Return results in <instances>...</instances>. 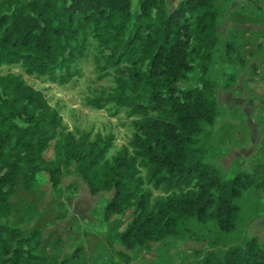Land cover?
<instances>
[{"label":"trees","instance_id":"trees-1","mask_svg":"<svg viewBox=\"0 0 264 264\" xmlns=\"http://www.w3.org/2000/svg\"><path fill=\"white\" fill-rule=\"evenodd\" d=\"M218 21L216 0H181L172 10L167 0H0V264H51L39 254L38 231L1 220L12 213L18 181L31 190L44 172L57 188L62 166L74 168L91 195L113 193L105 220L133 209L116 235L127 250L176 237L191 221L236 230L238 201L250 188L264 189V178L239 172L225 180L199 157L203 127L217 118V83L209 74ZM91 49L115 83L91 104L124 108L134 130L111 158L112 135L67 131L40 90L21 74L2 73L15 66L64 86ZM196 71L197 84L182 88ZM51 143L55 160L45 157ZM201 264H264V247L252 238Z\"/></svg>","mask_w":264,"mask_h":264},{"label":"rangeland","instance_id":"rangeland-1","mask_svg":"<svg viewBox=\"0 0 264 264\" xmlns=\"http://www.w3.org/2000/svg\"><path fill=\"white\" fill-rule=\"evenodd\" d=\"M229 9L235 24L251 28L250 35L246 32L245 36L252 43L244 44L248 39L243 35L232 37L221 29L220 34L226 38L219 41L209 74L217 83V118L213 126L203 127L200 136L203 150L199 157L219 169L225 180L239 172L261 179L264 178V30L260 27L264 28V0H219L217 10L222 21H226L224 16ZM225 21L221 22L222 27ZM228 44L233 47L229 54ZM94 56L91 49L76 67L79 76L64 86L27 76L15 66L4 67L2 73L21 74L29 85L40 90L61 114L67 131L89 133L94 138L112 135L114 143L108 155L111 158L129 144L134 130L124 108L109 104L97 109L91 104L115 87L113 73L105 76L97 68ZM242 71L247 72L248 80L244 72L245 77H240ZM198 77L197 71L192 73L189 83L181 87L196 85ZM45 157L55 160L54 143ZM62 169V181L57 188H53L44 172L38 175L31 190H24L18 181L10 198L12 213L1 220L25 233L38 231L39 254L51 264L63 260L71 264H201L207 254L222 257L230 247L252 238H257L264 247V189L250 188L243 193L238 201L241 211L237 228L230 234L222 233L214 223L191 221L176 237L127 250L119 245L116 235L131 220L133 209L105 220L104 207L113 193L93 196L74 168L62 166Z\"/></svg>","mask_w":264,"mask_h":264},{"label":"crops","instance_id":"crops-1","mask_svg":"<svg viewBox=\"0 0 264 264\" xmlns=\"http://www.w3.org/2000/svg\"><path fill=\"white\" fill-rule=\"evenodd\" d=\"M181 0H167V4H168V7L170 8V10H172L179 2H180ZM219 2V0H216V6H217V3ZM228 13H230V14H228ZM232 10H227L226 12H225V16L224 17H226V21L225 20H221V16H220V14H219V21H218V37H219V41H220V39L223 37V39H225L226 38V36H222L220 33H222L223 31L221 30L222 28L225 30V32H228L230 35H232V37H235V36H239V35H243L245 38H247L248 39V41H246V42H244V44H250V43H252V41H249L250 40V38H248V37H246L245 36V33L247 32L248 33V35H250V33L249 32H252V31H250V27L249 26H245V25H239V24H235V22L231 19V15H232ZM225 21V23H224V26L222 27L221 26V22L223 23ZM261 29H263L264 30V28L261 26L260 27ZM258 32V31H257ZM239 33V34H238ZM226 34V33H225ZM259 34V33H258ZM261 34H263V33H261ZM258 37V39L257 40H260V38L259 37H261V35L260 36H257ZM249 70V69H248ZM243 72H244V75H246L247 74V72L246 71H242L241 72V74L243 75ZM240 76L241 78L242 77H245L244 75L243 76ZM248 75H246V77H245V80H248Z\"/></svg>","mask_w":264,"mask_h":264}]
</instances>
